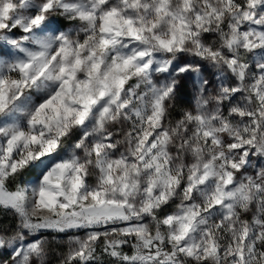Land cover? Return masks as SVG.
Returning a JSON list of instances; mask_svg holds the SVG:
<instances>
[{
	"label": "snow or ice",
	"instance_id": "snow-or-ice-1",
	"mask_svg": "<svg viewBox=\"0 0 264 264\" xmlns=\"http://www.w3.org/2000/svg\"><path fill=\"white\" fill-rule=\"evenodd\" d=\"M0 208V264H264V0H0Z\"/></svg>",
	"mask_w": 264,
	"mask_h": 264
},
{
	"label": "rangeland",
	"instance_id": "rangeland-1",
	"mask_svg": "<svg viewBox=\"0 0 264 264\" xmlns=\"http://www.w3.org/2000/svg\"><path fill=\"white\" fill-rule=\"evenodd\" d=\"M61 23L63 24L64 27H67V21H61ZM53 27L56 26V24L54 23L52 25ZM19 34V33H17ZM209 39L211 37H208ZM179 95L181 97V100L179 101V105L180 106H187L191 103L192 98H193V94H192V87H191V81H182V85H181V89L179 92ZM39 169H29L28 171H26L21 177L18 178V180L16 181V183H20V184H28L32 181H34L36 179V175L38 173ZM10 187H14V185H10ZM175 203H178V201H174L172 205H169L168 207V211L172 210V208L174 207ZM11 215H15L13 212L10 211V216ZM11 218H13L11 216ZM11 225L13 226V228H15L16 223H13V220L10 219ZM8 224H5V226ZM82 234V233H81ZM66 239V238H63ZM60 251H65L66 250V244H62L60 246ZM8 251L5 250H0V258H4L7 259L8 257ZM52 264H56L55 258L53 257L52 259Z\"/></svg>",
	"mask_w": 264,
	"mask_h": 264
},
{
	"label": "trees",
	"instance_id": "trees-1",
	"mask_svg": "<svg viewBox=\"0 0 264 264\" xmlns=\"http://www.w3.org/2000/svg\"><path fill=\"white\" fill-rule=\"evenodd\" d=\"M11 216L13 218H11ZM10 216V211H5L4 209L0 208V224H11L10 219L13 220V223H17V217L14 215Z\"/></svg>",
	"mask_w": 264,
	"mask_h": 264
}]
</instances>
